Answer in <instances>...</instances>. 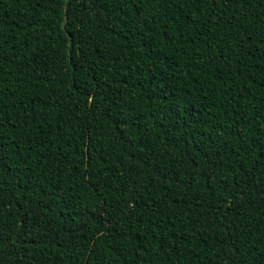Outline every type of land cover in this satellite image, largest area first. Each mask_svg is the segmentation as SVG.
I'll return each instance as SVG.
<instances>
[{
	"label": "trees",
	"instance_id": "obj_1",
	"mask_svg": "<svg viewBox=\"0 0 264 264\" xmlns=\"http://www.w3.org/2000/svg\"><path fill=\"white\" fill-rule=\"evenodd\" d=\"M0 264H264V0H0Z\"/></svg>",
	"mask_w": 264,
	"mask_h": 264
}]
</instances>
